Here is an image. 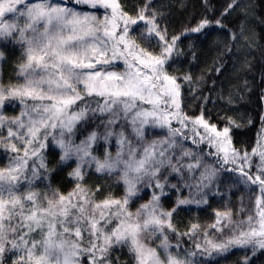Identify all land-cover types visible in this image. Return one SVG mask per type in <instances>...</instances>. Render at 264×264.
<instances>
[{"label": "snow or ice", "instance_id": "snow-or-ice-1", "mask_svg": "<svg viewBox=\"0 0 264 264\" xmlns=\"http://www.w3.org/2000/svg\"><path fill=\"white\" fill-rule=\"evenodd\" d=\"M154 4L0 0V62L7 59V45L20 49L16 81L0 82V107L16 101L22 105L17 117L0 114V128H7L0 145L16 154L0 168V264H119L113 252L125 248L127 264H205L238 248L251 256L245 254L237 264H252L257 251L264 254V127L251 152L241 151L233 140L240 125L227 112L211 123L204 110L199 115L183 110V84L193 99H208L199 91L203 77L168 71L180 57L197 59L196 42L212 30L225 37L229 53L235 54L238 45L247 47L243 21L254 7L227 0L218 9L202 0L205 14L170 36L165 14ZM242 7L245 11L237 13ZM99 9H104L103 18ZM233 13L239 20L235 27L229 21ZM184 39L190 41L187 52L180 48ZM121 61L123 71L118 70ZM208 71L219 76L223 67L214 63ZM188 131L196 149L185 146ZM113 142L114 156L109 150ZM45 149L58 157L51 172L71 169L74 187L67 194L50 186V194L35 188V179L48 178L38 171H49ZM229 170L239 172L256 193L247 218L233 221L230 211H217L209 228L193 223L179 232L177 210L207 203L220 173ZM93 174L122 185V195L109 192L98 198L103 186H86ZM170 175L177 183H170ZM148 188L150 198L133 211L149 195ZM182 188L189 190L187 198ZM166 190L180 193L171 209L162 203ZM185 236L193 241L192 249L181 246Z\"/></svg>", "mask_w": 264, "mask_h": 264}, {"label": "trees", "instance_id": "trees-1", "mask_svg": "<svg viewBox=\"0 0 264 264\" xmlns=\"http://www.w3.org/2000/svg\"><path fill=\"white\" fill-rule=\"evenodd\" d=\"M121 2L125 7H128L135 0H121ZM201 2L202 0H155L154 6L160 8L165 14V25L169 35L178 36L190 22L195 23L193 17L198 20L205 14V10L201 7ZM226 3L227 0H210L209 6L222 9ZM241 3L244 6L254 7V11L248 12L247 18L243 21L244 38L242 43H246L247 47L241 48L238 45L235 54L229 53L230 45L225 42V37L218 29L212 30L211 35L207 39L202 38L201 41L196 42L197 59L193 60L191 56L180 57L179 62L172 64L168 71L180 77H183L185 73H190L197 79L203 77L199 85V91L200 95L208 98L206 100L201 99L199 96L193 99L189 85L183 84L181 80L183 84V110L189 115H199L204 110L206 113L205 118L211 123L220 121V118L227 112V115L235 119L240 125L238 129L234 130L233 134L235 147L241 151L247 149L251 152L259 139L262 127H264V0H241ZM243 11H245L244 7L238 9L237 13ZM237 13H233V16L229 18L234 27L239 23ZM208 16L212 18V13L209 12ZM189 43V40L184 39L180 44V48L187 52ZM7 48V59L1 63L0 71V82L5 85L16 81L17 73L15 69L20 57L19 48H14L12 45H7ZM155 51H159V49H155ZM221 62H223L222 65ZM119 63L122 64V61ZM214 63L216 66L223 67V71L219 76L208 71ZM245 82H247V87H245ZM229 98L232 99L231 104H227ZM15 104L14 107H9L7 103L4 105L3 111L6 118L20 115L22 105ZM227 108L236 110L227 111ZM173 125L178 126L175 121H173ZM219 126L223 127V123H220ZM200 131L202 132L203 129ZM0 134L6 136L7 128H0ZM188 136L189 139L184 142L185 145L188 148L196 149L197 146L192 142L193 132L188 131ZM196 139L198 140L199 137H196ZM201 147L204 148L205 152L208 150L206 144L201 145ZM14 155L16 154L7 147L0 145V168H4ZM20 155L23 156V153H20ZM45 160L49 171L45 172L44 169H38V171L42 177L47 176L48 178L35 179L36 190L50 194V186L51 189L58 190L63 194L72 191L74 184L68 177V172L71 169L63 172L59 170L51 172V169L56 166L58 157H55L47 149H45ZM32 164L33 160L29 158L27 174L30 178L32 176ZM38 164L39 161H37V166ZM221 174L240 177L239 172L230 170L223 171ZM172 178L173 175H170L169 180L171 181ZM98 185L103 186L104 189L98 198L102 199L109 192L114 196L118 195V188L108 180L98 178L96 174L87 177V187L95 189ZM166 191H168V196L164 201H166L167 208H170V196H172L173 191ZM147 192L151 195L152 189L148 188ZM175 227L181 233L186 232L189 228L183 225H175ZM172 242L175 244V237ZM181 246L192 249L193 241L188 236H185L181 241ZM245 254L251 256L247 249H234L227 258L214 255L209 260H206L205 264H217V261L219 264H237V261L242 260ZM116 257H120L119 264H127L129 260L127 249L114 251L113 258ZM198 259L199 257L197 256ZM252 264H264V254L257 251L255 256H252Z\"/></svg>", "mask_w": 264, "mask_h": 264}, {"label": "rangeland", "instance_id": "rangeland-1", "mask_svg": "<svg viewBox=\"0 0 264 264\" xmlns=\"http://www.w3.org/2000/svg\"><path fill=\"white\" fill-rule=\"evenodd\" d=\"M84 10L93 11L92 9H88V8H85ZM97 14L100 15L101 18H103L104 9H99ZM1 63L2 62H0V71H1ZM118 70L120 71L124 70L123 63L120 64L118 62ZM16 102L7 103V104H9V107H14V104ZM16 104H19V102H17ZM3 107L4 106L0 107V114L2 115H4ZM21 111H22V107H21ZM149 131L160 132L162 130L150 129ZM148 138L157 139L158 137L150 135ZM185 146L188 147L187 145ZM109 150L112 152L114 156L117 151V147L115 146V143L114 145L112 144L109 146ZM103 151L104 149H100L99 155L102 156ZM21 153H23V151ZM10 161L11 160H9L6 163L5 167L9 165ZM106 180H108L118 188L117 189L118 195L116 197H120L123 192L122 185L118 187L113 180L111 179H106ZM177 180L178 178L173 175V178L171 179L170 182L172 184H175L177 183ZM251 187L253 186L244 183L243 179L239 176H235V175L224 176L220 173L219 179L213 185L212 190L209 191L207 193V196L205 197L207 203H201L200 205L190 204V205L181 206L177 210V213L174 216V224L177 226L183 225L184 227H190L191 224L197 223L201 225L202 228H209V226L215 223L216 221L215 214L217 211L219 212L230 211L232 214L233 221H240L241 219H246L248 215V210L251 207L249 200L251 198L254 203V199L256 195V193L250 192ZM172 191H173L172 196H170L171 207L167 208L166 201L164 200L162 201L164 207L167 209H171L172 207H175L177 203V199L178 197H180L179 192L175 190ZM182 193H183V198H187L189 196V190L187 188H182ZM149 198L150 195L145 196L144 200L137 201L135 207L133 208V211H135V208H138L140 204L146 202Z\"/></svg>", "mask_w": 264, "mask_h": 264}]
</instances>
